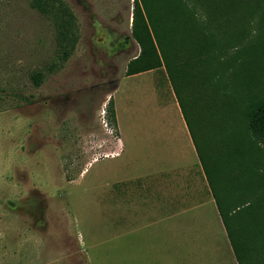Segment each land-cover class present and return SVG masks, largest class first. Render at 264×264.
Listing matches in <instances>:
<instances>
[{"label":"rangeland","instance_id":"374dc122","mask_svg":"<svg viewBox=\"0 0 264 264\" xmlns=\"http://www.w3.org/2000/svg\"><path fill=\"white\" fill-rule=\"evenodd\" d=\"M31 1L0 0V264H125L126 236L119 249L115 242L110 247L109 172L160 167L163 151L171 149L166 137L177 121L174 103L189 126L209 195L185 200L181 214L162 227L166 234L175 229L180 250L224 255L234 246L240 264H264V239L251 231L259 218L246 216L264 207V199L244 195L264 173V146L247 130L238 101L245 67L258 79L250 89H264V28L213 30L223 46L220 80L212 68L192 71L185 64L195 60L191 46L180 47L173 37L162 51L172 49L178 71L184 61L179 74L162 61L125 76L140 52L131 34L135 0H56L72 15L68 41L58 40L59 28ZM110 97L117 129L105 117ZM119 134L124 152L111 158ZM96 190L101 197L93 200ZM215 199L233 246L219 225Z\"/></svg>","mask_w":264,"mask_h":264},{"label":"trees","instance_id":"16d2710c","mask_svg":"<svg viewBox=\"0 0 264 264\" xmlns=\"http://www.w3.org/2000/svg\"><path fill=\"white\" fill-rule=\"evenodd\" d=\"M31 5L37 10L50 15L56 25L55 28H59L58 40H70L73 34L72 15L66 12L65 8H62L60 2L56 0H32ZM161 7L167 8L165 13L159 12ZM197 9L199 14L196 13ZM254 14H257V16H253ZM131 25V34L139 45L140 52L128 61L125 76L161 67L163 65L162 61L165 62V70L179 74L184 61L178 71L177 66L173 65L172 49L167 55L162 51L163 46L165 48L171 46L173 37L181 45L180 47L191 46L190 54L195 57V60L194 62L185 60V64L190 63L191 69L193 68L192 71L198 72L199 65L203 70L212 68L216 79L220 80L219 78L224 69L218 61L217 53L223 46L218 47L220 45L219 38L213 30L215 28H264V0H256L255 2L253 0H135ZM177 28H179L178 33L180 35H177ZM166 30L168 34L165 32ZM233 38L234 34L231 36V39ZM203 52H206L205 55H202ZM204 56H207L210 60L203 59ZM245 71L246 74L242 81L243 91L239 94L238 101L243 104L242 116L247 130L256 143L264 146V89L261 87L260 89H250V87L258 84V79L255 72H250L249 68L246 69L245 67ZM180 76L182 86L185 88L183 84V81L186 84L185 73ZM36 78H39L38 74H36ZM213 91L215 94L217 93L216 89ZM104 112L110 125L117 129L115 109L111 97L106 103ZM186 125L189 129L187 122ZM207 180L209 182L208 177ZM263 185L264 173L260 174L258 179L252 178L251 185L247 187L244 193L245 198H248L247 201H253L258 196L259 200H263ZM215 203L230 239L224 214L216 199ZM249 205L251 203L247 204V206ZM246 216L253 219L259 218L258 224H254L251 231L263 240L264 207L259 208L258 211L251 209ZM250 218L248 219L249 222ZM230 242L232 244L231 239ZM233 250L235 253L234 246ZM236 259L240 264L237 255Z\"/></svg>","mask_w":264,"mask_h":264},{"label":"crops","instance_id":"0c3cea01","mask_svg":"<svg viewBox=\"0 0 264 264\" xmlns=\"http://www.w3.org/2000/svg\"><path fill=\"white\" fill-rule=\"evenodd\" d=\"M173 108L177 121L172 124L166 137L171 149L163 151L159 158L160 167L138 174H128L122 168L109 172L112 185L109 191V224L111 232L114 230L110 247L113 249L115 242V248L119 249L122 246V243L118 246L121 235L126 236L123 244L125 264H238L231 250L225 251L224 255L219 250L203 248L180 250L179 235L175 229H166V234L162 227L163 222L174 221L181 214L185 200L197 201L209 195L208 181L188 127L175 103ZM119 136L118 151L111 158L121 156L124 152V141ZM85 171L78 179L85 175ZM101 177L102 173H99L94 180ZM97 184L98 181L93 187L96 188ZM100 197L101 193L96 190L93 200ZM203 203L200 201L199 205ZM214 208L219 225L225 230L218 209L216 206ZM121 226L126 227L124 234H120ZM225 239L228 243V239Z\"/></svg>","mask_w":264,"mask_h":264}]
</instances>
